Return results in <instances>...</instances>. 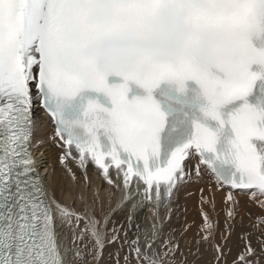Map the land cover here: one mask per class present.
Returning a JSON list of instances; mask_svg holds the SVG:
<instances>
[{"label":"bare ground","instance_id":"6f19581e","mask_svg":"<svg viewBox=\"0 0 264 264\" xmlns=\"http://www.w3.org/2000/svg\"><path fill=\"white\" fill-rule=\"evenodd\" d=\"M33 110L29 145L52 209L63 264L64 255L66 264H74L76 248L71 242L74 241V245L79 241L78 236H72L77 234L73 233V228L69 229L72 235L67 237L60 231L65 216L58 212L55 201L67 210L73 207L74 212H81L84 199L89 200L90 203H85L91 204V209L95 208L91 215L96 223V237L103 240L110 224L116 232L129 231L136 239L143 237L145 240L141 239L150 244L146 253L151 257L159 255L161 263L171 259L175 264L182 260L183 253L189 254L202 244L214 245L211 248L215 249H220L216 246L222 244L226 264L234 256L238 259L236 264H243L246 261L240 262V259L248 252L253 264H264V188L244 191L228 188L208 172L194 152H188L169 182L155 184L151 191H145L144 184L136 177H128L123 169L98 168L74 149L67 150L58 142L51 122L39 107V99ZM253 145L264 179V142L257 141ZM45 172L46 177H43ZM110 197L111 205L108 204ZM98 198L102 201L101 210L97 208ZM73 200H77V204L71 203ZM144 203L146 207L142 208ZM121 206L125 209L115 208ZM112 208L117 212L105 226L101 219ZM233 243L239 245V249L228 258Z\"/></svg>","mask_w":264,"mask_h":264},{"label":"rangeland","instance_id":"374dc122","mask_svg":"<svg viewBox=\"0 0 264 264\" xmlns=\"http://www.w3.org/2000/svg\"><path fill=\"white\" fill-rule=\"evenodd\" d=\"M188 163L190 164L192 162L188 160ZM196 167H198V163ZM43 177H46V172L43 174ZM85 200L86 199H84L83 201L84 209L81 212H74L73 207L71 208V210L70 209L67 210L64 208V206H60V204L57 201H55V205H56L58 212L61 215L63 214L62 216H65L64 218L67 219L68 221H70L69 219H71L70 223L67 220L63 219L64 225L60 227V231L63 230L62 234L67 237L69 234L72 233L69 231V229L72 230L73 228L72 230L73 233L75 234L77 233V234L76 236L74 234L73 235L71 234V235L76 238L78 236L77 240L79 241V243L75 241L74 243L75 246H74L73 245L74 241L71 242V245L73 248L77 249L79 247L77 250L75 249L77 253L75 252V255H74V259H75V260L73 259L74 264H172V261L170 262L171 259L166 260L163 263H161L160 262L161 257L157 254L152 257L149 256L146 253V247L147 246L149 247L150 244L146 243L143 237L138 236L136 239L135 236L131 235L129 231L116 232V230H114L111 224L110 226H108V223L110 222V218L112 219L114 215L116 214L115 211L118 208L125 209L122 206L115 207L117 208L116 210L115 208L110 209L107 215H105L103 218L101 217L103 219V220L101 219V223L105 226H108L109 228V229H106L107 234L104 232L105 234L104 238L106 240V243L103 242L104 238L102 240L99 237H96L95 235V224L96 223H95L94 218H92V215H91L95 208L91 209L93 206L91 204L90 205L92 207L89 204L87 205V203H90V202L89 200L88 201L87 200L85 201ZM143 201H144V198H143ZM76 202L77 200H73L71 203L77 204ZM108 202H109L108 204L111 205L112 197H110ZM102 207L103 205H102L101 198H98L97 208L101 210L100 208ZM144 207H146L145 203L142 204V208ZM91 210H92V213H91ZM127 212L128 211H126V213ZM113 213L114 215H112ZM88 214L89 216H87ZM126 215H128V213ZM66 217H68L69 219ZM121 233H123L124 236ZM132 236L134 237L132 238ZM141 238H143L144 240H142ZM154 240H152V242H154ZM213 246L214 245L202 244L201 247L192 250L189 254L183 253L185 257L182 254V260L175 262V264H226V255L223 251L222 244L221 245L219 244V246H216V248H220V249L211 248ZM72 247L70 246V248ZM70 248L68 249L71 250ZM238 249H239V245L233 243L231 250L228 253V258H231L232 254ZM242 256L244 259L241 258L240 262L246 261L249 263L243 262V264H251V263L253 264L254 261H252L253 259H250L251 255H249V252L245 253V255L243 254ZM114 257L115 259H117L116 261L112 260V258ZM237 260L238 259H236V257L234 256L232 260L227 264H234V263L236 264ZM255 260L263 261V259H255ZM64 264H66L65 255H64Z\"/></svg>","mask_w":264,"mask_h":264}]
</instances>
